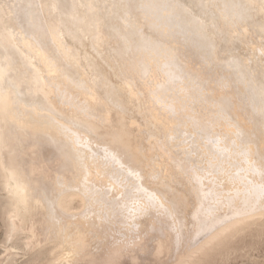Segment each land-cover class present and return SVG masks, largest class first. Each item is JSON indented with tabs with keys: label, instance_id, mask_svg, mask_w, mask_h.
Returning a JSON list of instances; mask_svg holds the SVG:
<instances>
[{
	"label": "bare ground",
	"instance_id": "1",
	"mask_svg": "<svg viewBox=\"0 0 264 264\" xmlns=\"http://www.w3.org/2000/svg\"><path fill=\"white\" fill-rule=\"evenodd\" d=\"M0 175L45 264H186L264 217V0H0Z\"/></svg>",
	"mask_w": 264,
	"mask_h": 264
},
{
	"label": "rangeland",
	"instance_id": "2",
	"mask_svg": "<svg viewBox=\"0 0 264 264\" xmlns=\"http://www.w3.org/2000/svg\"><path fill=\"white\" fill-rule=\"evenodd\" d=\"M7 209L8 198L2 187L0 175V264L47 263L51 257L49 249L53 245L52 242H40L42 241L41 236L29 232L27 228L30 221H27L25 226L17 229L8 237ZM27 235H31L33 238H28ZM128 236L129 234H126L125 237H117L123 238L121 246L125 245L124 248L136 245L134 239ZM30 240H33L34 243L29 244ZM130 242L133 244L131 245ZM7 248H11V255L8 259L5 251ZM121 256L109 259L101 250V252L91 254L90 257L82 258L79 263L126 264L124 257L121 259ZM122 260L124 261L122 262ZM186 264H264V217L238 225L231 232L224 234L204 249L199 250Z\"/></svg>",
	"mask_w": 264,
	"mask_h": 264
}]
</instances>
